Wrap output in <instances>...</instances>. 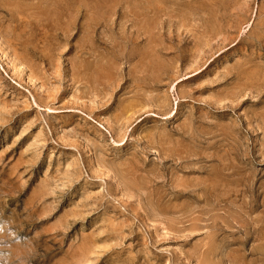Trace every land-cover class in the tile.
Here are the masks:
<instances>
[{"label":"rangeland","instance_id":"374dc122","mask_svg":"<svg viewBox=\"0 0 264 264\" xmlns=\"http://www.w3.org/2000/svg\"><path fill=\"white\" fill-rule=\"evenodd\" d=\"M0 264H264V0H0Z\"/></svg>","mask_w":264,"mask_h":264}]
</instances>
